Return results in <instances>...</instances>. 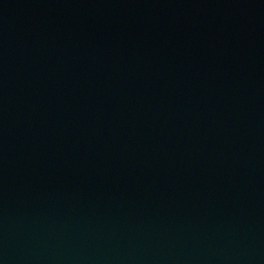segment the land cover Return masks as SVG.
I'll return each instance as SVG.
<instances>
[{"label":"water","instance_id":"95a60500","mask_svg":"<svg viewBox=\"0 0 264 264\" xmlns=\"http://www.w3.org/2000/svg\"><path fill=\"white\" fill-rule=\"evenodd\" d=\"M0 264H264V0H0Z\"/></svg>","mask_w":264,"mask_h":264}]
</instances>
